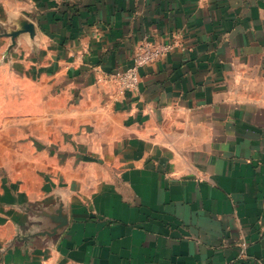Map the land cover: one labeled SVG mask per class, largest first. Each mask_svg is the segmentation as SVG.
Masks as SVG:
<instances>
[{
    "label": "crops",
    "instance_id": "obj_1",
    "mask_svg": "<svg viewBox=\"0 0 264 264\" xmlns=\"http://www.w3.org/2000/svg\"><path fill=\"white\" fill-rule=\"evenodd\" d=\"M2 36L0 264H264V0H0Z\"/></svg>",
    "mask_w": 264,
    "mask_h": 264
},
{
    "label": "rangeland",
    "instance_id": "obj_2",
    "mask_svg": "<svg viewBox=\"0 0 264 264\" xmlns=\"http://www.w3.org/2000/svg\"><path fill=\"white\" fill-rule=\"evenodd\" d=\"M8 39L0 37V154L3 153L4 138L8 135V128L12 129L13 125H24V109L31 106L34 102L32 96L33 89L30 88L25 80L24 71L20 64H11L9 59L19 57L16 51L6 50ZM11 125V126H2ZM12 131H9L11 133Z\"/></svg>",
    "mask_w": 264,
    "mask_h": 264
},
{
    "label": "built area",
    "instance_id": "obj_3",
    "mask_svg": "<svg viewBox=\"0 0 264 264\" xmlns=\"http://www.w3.org/2000/svg\"><path fill=\"white\" fill-rule=\"evenodd\" d=\"M172 49L173 46L170 44H154L148 41L140 45L133 57L131 66L113 76L120 93L124 95L127 92L137 91L140 87L141 69L160 60L169 54Z\"/></svg>",
    "mask_w": 264,
    "mask_h": 264
}]
</instances>
